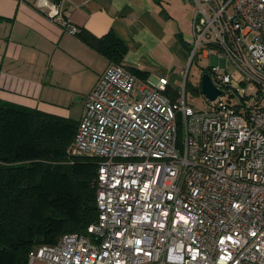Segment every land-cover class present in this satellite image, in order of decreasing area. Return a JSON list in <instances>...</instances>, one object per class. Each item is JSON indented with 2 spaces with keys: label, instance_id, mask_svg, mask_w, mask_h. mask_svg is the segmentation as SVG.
Listing matches in <instances>:
<instances>
[{
  "label": "built area",
  "instance_id": "built-area-1",
  "mask_svg": "<svg viewBox=\"0 0 264 264\" xmlns=\"http://www.w3.org/2000/svg\"><path fill=\"white\" fill-rule=\"evenodd\" d=\"M66 0H38L73 34ZM191 60L222 93L206 108L110 62L69 149L98 160V219L29 254L44 264H264V0H193Z\"/></svg>",
  "mask_w": 264,
  "mask_h": 264
},
{
  "label": "crops",
  "instance_id": "crops-1",
  "mask_svg": "<svg viewBox=\"0 0 264 264\" xmlns=\"http://www.w3.org/2000/svg\"><path fill=\"white\" fill-rule=\"evenodd\" d=\"M64 9L84 33L102 37L112 31L127 45L123 63L135 71L137 87L164 75L172 91L187 84L185 71L194 61L193 0H66ZM110 62L104 51L52 19L38 0H0L5 98L80 121L85 99ZM71 108L78 110L77 118Z\"/></svg>",
  "mask_w": 264,
  "mask_h": 264
},
{
  "label": "trees",
  "instance_id": "trees-1",
  "mask_svg": "<svg viewBox=\"0 0 264 264\" xmlns=\"http://www.w3.org/2000/svg\"><path fill=\"white\" fill-rule=\"evenodd\" d=\"M78 34L124 64L128 47L112 31L102 37ZM167 93L172 99L179 95L170 88ZM78 125L13 102L0 88V264H28L31 250L66 233L88 234L98 219V160L69 155Z\"/></svg>",
  "mask_w": 264,
  "mask_h": 264
},
{
  "label": "rangeland",
  "instance_id": "rangeland-1",
  "mask_svg": "<svg viewBox=\"0 0 264 264\" xmlns=\"http://www.w3.org/2000/svg\"><path fill=\"white\" fill-rule=\"evenodd\" d=\"M204 52L201 51L196 59L186 68V77L189 80V86L187 87V102L193 105L196 108H206L210 101L206 95L200 89L201 79L204 69L209 66L217 65L219 63V57L215 54H212L210 58L203 57ZM186 78V79H187ZM185 76H181L179 81L176 83L177 86H182ZM73 112V117H78V110L76 108H71Z\"/></svg>",
  "mask_w": 264,
  "mask_h": 264
},
{
  "label": "water",
  "instance_id": "water-1",
  "mask_svg": "<svg viewBox=\"0 0 264 264\" xmlns=\"http://www.w3.org/2000/svg\"><path fill=\"white\" fill-rule=\"evenodd\" d=\"M201 89L209 101L213 102L221 95V89L214 83L212 76L205 72L202 74Z\"/></svg>",
  "mask_w": 264,
  "mask_h": 264
}]
</instances>
